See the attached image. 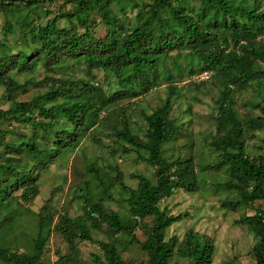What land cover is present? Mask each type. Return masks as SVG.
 <instances>
[{
    "label": "trees",
    "instance_id": "1",
    "mask_svg": "<svg viewBox=\"0 0 264 264\" xmlns=\"http://www.w3.org/2000/svg\"><path fill=\"white\" fill-rule=\"evenodd\" d=\"M189 1L197 6L190 7L187 0H150L144 5L145 13L136 0H0L1 13L22 11L20 40L33 46L11 54L0 41V87L9 104L0 109V125L12 123L30 131L26 136L13 128H0V241L13 230L15 222L7 216L13 203L27 210L25 206L38 194V176L73 152L82 140L96 143L90 136L94 128L109 129L117 146L110 150L112 154L134 155L152 169V180L130 176L135 186L129 187L115 167H105L114 172L109 177L105 169L89 165L86 172L95 178L100 198L93 202L90 186L84 183L79 189L81 214L69 218L62 213L56 219L47 199L33 215V235L24 245L16 237L13 251L0 246V262L48 264L42 257L52 230L61 236L69 253L60 256L56 252L57 259L51 264L75 263V241L91 242L90 231H101L107 237L106 242L97 243L101 256H93V264H168L174 256L185 259L186 264H211L213 241L191 231L180 241L166 239L165 232L184 215H171L166 207H159L177 191L197 190L191 158H166L163 150L183 129L172 117V104L181 92L175 83L182 77L206 73L209 77L201 84L214 80L217 90L214 131L208 145L215 155L212 168L226 174L227 181L220 188L233 195L221 202V208L233 212L240 206L264 202V161L247 153L245 145L248 136L255 137L254 131H264V110L253 105L260 116L240 118L232 102L235 93L264 81V11L260 8L264 0ZM57 2L58 12L68 5L70 13H59L40 26L36 11L43 4ZM126 7L137 9L131 22L111 12L113 9L125 19ZM92 15L104 27L101 38L93 35L97 22ZM60 18L66 20L67 29L56 27ZM11 29L7 24L4 31L10 33ZM69 64L83 67L87 77H52L59 71L63 74ZM36 65L47 73L40 81L20 84L14 78ZM94 70L104 75V85L95 81ZM111 83L112 91L106 89ZM161 84L166 85L161 105L149 113L139 112L142 127L138 129L131 121L134 107L129 101ZM28 87L43 90L29 101H17L16 96L25 94ZM101 114H105L103 118ZM261 148L264 150V137ZM102 177L110 184L104 185ZM114 185L125 196V221L103 206ZM235 224L248 228L255 238L253 260L264 264V208L240 217ZM136 230L143 235L142 241L136 238ZM122 241L136 246L144 259H124L119 248ZM19 247L22 252L16 251Z\"/></svg>",
    "mask_w": 264,
    "mask_h": 264
},
{
    "label": "rangeland",
    "instance_id": "2",
    "mask_svg": "<svg viewBox=\"0 0 264 264\" xmlns=\"http://www.w3.org/2000/svg\"><path fill=\"white\" fill-rule=\"evenodd\" d=\"M136 1L139 5L138 9L146 13L144 5L149 4L150 0ZM18 3L19 7L23 6H21V2ZM187 3L193 8L197 6V3L189 0H187ZM59 4L60 2L52 5L43 4L36 11V22L43 26L46 20L54 18L59 13H70L71 9L68 5L58 12ZM260 8L264 11V1L261 3ZM136 11L137 9L130 10L126 7L125 19H123L122 15H118L113 9L111 10L118 18L126 22L133 20ZM21 12L20 9L11 14L0 12V41L9 48L11 54H16L21 50L32 49L33 47L29 43L22 44L20 40L18 21L23 16ZM91 18L97 22V26L92 30L93 35L101 38L104 35V27L99 23L98 16L92 15ZM7 24L12 28L10 33H5L4 31ZM56 27L67 29L69 26H67L66 20L60 18L56 23ZM46 74L39 65H36L33 70L25 74L15 75L14 78L22 84L28 80L38 82ZM92 74L95 81L104 85V75L100 71L94 70ZM62 75L84 79L87 77L83 67L77 68L71 64L67 66L63 74L59 71L52 77L57 78ZM201 81L200 75L197 74L190 78L182 77L179 82L176 80L175 83L176 88L181 90V92L174 104H172V117L175 119L176 124L183 126V129L174 142L163 147L164 156L166 158H175L177 156H180L181 159L191 158L197 175V190L194 193L177 191L160 203L159 207H166L171 215H184L182 220H179L165 232V238L175 237L177 241H180L188 231L205 235L214 244L211 264H255L251 255L255 238L246 226L237 225L235 222L242 216H251L256 209L264 208V202H255L250 206H240L233 212L221 208V202L232 199L233 195L220 188L221 184L227 181L226 174L221 169L212 168L215 155L211 153L208 145L214 131L213 116L216 108L214 100L217 98V90L213 85L214 80L209 79L202 84ZM165 86L161 84L148 94L129 101V104L134 107L131 121L137 124L138 129L142 127L140 126L139 112L149 113L153 108L161 105L165 97ZM106 89L112 91L114 89L112 83ZM42 90V88L28 87L25 94L16 96V100L29 101ZM232 102L240 118L260 116L259 109H253L252 106L260 105L264 110V81L253 82L242 92L235 93L232 96ZM124 103L122 102L121 104L124 105ZM8 105V102L4 100L3 89L0 87V109H7ZM104 115L101 114V118ZM2 127L13 128L26 136L30 135L29 129L25 126H16L9 123L1 124L0 128ZM253 133L255 137L248 136L245 139L246 151L253 156L259 155L264 161V150L261 148L264 131H254ZM90 136L93 137L96 143L88 138L82 140L73 152L61 156L60 159L50 164L47 170L38 176V194L29 205L25 206L27 210L17 203H13L15 205L7 216H10L11 219L13 218L12 220L15 222L12 230L15 235L10 232L2 236L3 241H0V246H6L10 251H13L16 237L19 239L18 242L20 241L21 245H24V242H27L25 239L31 237L33 232H35V218L33 215L40 211L47 199L50 201L48 204L54 210V219H56L57 215L62 213L69 218H74L81 214L82 197L79 196V189L84 183L90 186L89 192L93 202L100 198V188L97 186L95 178L92 174L86 172V168L89 165L105 169L104 171L108 173L109 177H112L114 172L107 171L105 167H115L121 173L122 182L129 187L135 186V181L130 176L141 175L152 180V169L134 155H122L118 152L115 154L111 153L110 150L115 149L117 146L113 143L107 127L94 128L90 132ZM102 182L106 186L110 184L105 177H102ZM109 195L110 200L105 201L103 206L115 211L120 219L125 221L128 208L124 202V193L119 187L114 185L109 191ZM135 235L139 241L144 239L138 230L135 231ZM90 237L92 239L91 242L75 241L76 254L74 256L75 263L73 264H93L92 257L101 256L97 243L106 242V235L101 231H90ZM20 247L16 249L17 252L23 251ZM119 248H121V256L124 259L136 261L144 259V256L136 246H126L125 241L124 243L123 241L121 242ZM56 252L60 256L69 253L67 245L61 236L51 230L42 260L48 264L53 263L57 259L55 256ZM186 263L185 259L175 256L168 262V264ZM0 264L4 263L0 262Z\"/></svg>",
    "mask_w": 264,
    "mask_h": 264
},
{
    "label": "built area",
    "instance_id": "3",
    "mask_svg": "<svg viewBox=\"0 0 264 264\" xmlns=\"http://www.w3.org/2000/svg\"><path fill=\"white\" fill-rule=\"evenodd\" d=\"M208 77H209V75L206 74V73H203V74L200 75V79L201 80H206Z\"/></svg>",
    "mask_w": 264,
    "mask_h": 264
}]
</instances>
